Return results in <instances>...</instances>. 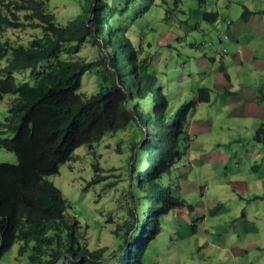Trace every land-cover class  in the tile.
<instances>
[{"label": "rangeland", "instance_id": "1", "mask_svg": "<svg viewBox=\"0 0 264 264\" xmlns=\"http://www.w3.org/2000/svg\"><path fill=\"white\" fill-rule=\"evenodd\" d=\"M45 1L48 12L62 25L84 14L89 3ZM105 2L113 9L112 33L119 29L120 36L130 39L139 60L151 61L142 68L148 98L141 100V112L150 115L151 104H161L164 96L166 114L178 115L181 105L192 101L199 87H207L211 98L190 112L185 125L187 147L179 148L181 158L167 179V186L184 205L160 217L159 233L142 263L264 264V145L253 138L256 129L264 127V0ZM100 3L94 0V8ZM245 9L251 11L246 19L242 17ZM203 11L218 12L223 21L203 20L199 16ZM18 15L22 18L23 12ZM225 20L231 23L227 25ZM87 23H92V16ZM100 31L101 40L106 35L103 25ZM41 36L40 28L29 26L0 31V39L22 45ZM98 49L89 40L73 42L62 57L96 61ZM9 58L0 64L5 65ZM13 75L18 81L30 80V70ZM98 86V75L89 71L81 77L79 93L88 97ZM14 97L6 94L0 100V121L8 115ZM145 130L153 140L152 125ZM139 139L132 122L123 131L103 137L99 144L79 146L57 174L47 177L66 200L67 221L78 222L79 247L102 249L104 264H120L122 243L132 247V233H141L135 223L126 232L124 226L125 221H132L129 183L137 185L131 171L142 170ZM0 162L17 161L13 152L0 148ZM93 180L97 182L92 184ZM151 206L150 198L139 206L138 223L144 212L151 218L147 211ZM22 244L15 241L0 255V264H34L30 263L33 243L21 253ZM41 258L44 264L51 257L42 254ZM52 264L68 263L61 258Z\"/></svg>", "mask_w": 264, "mask_h": 264}, {"label": "trees", "instance_id": "2", "mask_svg": "<svg viewBox=\"0 0 264 264\" xmlns=\"http://www.w3.org/2000/svg\"><path fill=\"white\" fill-rule=\"evenodd\" d=\"M124 1L129 4V0ZM145 1L148 4L154 0ZM93 2L89 0L84 8L85 15L62 25L48 12L45 0H0V31L3 27L26 26L42 31V36L33 38L28 45L0 39V62L10 56L5 65L0 64V100L6 94L15 95L8 115L0 121V148L13 152L17 161L0 162V255L15 241H21V253L33 243L30 263L43 264L41 256L47 254L51 258L44 264L61 258L68 264H104L102 249L79 247L78 222L67 221L66 200L47 177L57 174L60 165L71 160L79 146L99 144L103 137L123 131L132 122L140 135L142 147L138 150L143 162L141 172L131 171L137 185L129 183L132 207L128 214L132 221H125L124 226L126 232L133 230L135 223L141 233H132V247L126 241L122 243L119 263L142 264L147 247L159 233L160 217L184 205V200L175 197L167 186V179L181 158L179 148L187 147V118L198 103L210 100L209 89L199 87L195 98L181 105L178 115L166 114L164 96L161 104H151L150 115L141 112V100L148 98L142 68L151 61L139 60L130 39L120 36L119 29L117 34L112 33L110 4L101 0L94 8ZM245 10L244 19L251 14ZM19 12H23L22 18ZM202 13L206 21L220 18L217 12ZM90 16L92 23L88 24ZM100 25L106 33L101 40ZM86 40L99 47L96 61L62 57L69 53L73 42ZM25 70H30V80L18 81L13 72ZM89 71L98 75L99 86L96 93L85 97L79 89L81 77ZM149 124L153 140L148 139L150 132L145 130ZM253 138L264 145L263 125ZM93 168L98 170L96 164ZM147 198L152 200L147 210L152 216L144 212L138 223V208L145 205Z\"/></svg>", "mask_w": 264, "mask_h": 264}, {"label": "crops", "instance_id": "3", "mask_svg": "<svg viewBox=\"0 0 264 264\" xmlns=\"http://www.w3.org/2000/svg\"><path fill=\"white\" fill-rule=\"evenodd\" d=\"M230 4H231V2H229V5H230ZM203 12H207V11H203ZM208 13H209V12H208ZM217 13H218V12H217ZM202 15H203V13H201L199 16H200L203 20H205V19L203 18ZM218 15L220 16V14H218ZM209 17H211V15H209L208 18H209ZM220 18H221V16H220ZM220 18H219V20H220ZM220 21H222V20H220ZM225 92H227L226 94H229V93H230V91H227V90H226ZM210 99H211V98H210ZM254 106H255V105H254ZM195 137H196V136H195ZM176 211H179V210H176ZM178 219H179V218H178ZM179 220L181 221V219H179ZM178 223H180V222H178ZM142 264H143V263H142Z\"/></svg>", "mask_w": 264, "mask_h": 264}, {"label": "water", "instance_id": "4", "mask_svg": "<svg viewBox=\"0 0 264 264\" xmlns=\"http://www.w3.org/2000/svg\"><path fill=\"white\" fill-rule=\"evenodd\" d=\"M135 154H136V150H135Z\"/></svg>", "mask_w": 264, "mask_h": 264}]
</instances>
